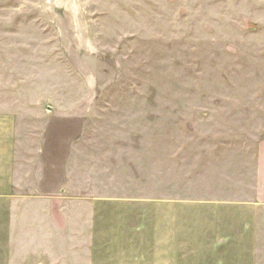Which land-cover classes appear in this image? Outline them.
<instances>
[{
    "label": "rangeland",
    "instance_id": "obj_1",
    "mask_svg": "<svg viewBox=\"0 0 264 264\" xmlns=\"http://www.w3.org/2000/svg\"><path fill=\"white\" fill-rule=\"evenodd\" d=\"M0 98L115 162L38 185L69 232L0 264H264V0H0Z\"/></svg>",
    "mask_w": 264,
    "mask_h": 264
},
{
    "label": "crops",
    "instance_id": "obj_2",
    "mask_svg": "<svg viewBox=\"0 0 264 264\" xmlns=\"http://www.w3.org/2000/svg\"><path fill=\"white\" fill-rule=\"evenodd\" d=\"M18 104V100L6 103L0 98V231L10 233L13 244L21 241L18 237L22 232L45 235L69 232L68 207L65 208L68 199L64 191L56 188L54 190L58 192L52 193V198L60 201L59 209L54 213L49 207L51 195L45 193L43 187L36 191L38 185L52 186L58 180H63L67 173L66 169L63 170V164H115L114 160L99 162L93 155L90 160H76L78 153H72L74 150L69 143L74 137L79 141L81 135L68 137L69 130H52L45 125L39 127L42 123L36 125L35 121H30L32 115L26 118V114L16 107ZM77 132L80 133L78 130L75 134ZM52 164H56L59 171L54 172V178H49L43 166L50 170ZM55 216L59 217L60 223ZM75 219L76 222L70 227L80 228L83 216L79 218L77 215ZM78 232H83V226ZM42 241L44 243L38 246L44 248L51 247L54 240L45 241L44 236ZM32 242L35 244L36 239ZM46 242L49 245H45Z\"/></svg>",
    "mask_w": 264,
    "mask_h": 264
}]
</instances>
